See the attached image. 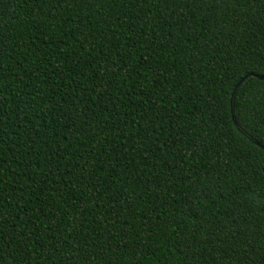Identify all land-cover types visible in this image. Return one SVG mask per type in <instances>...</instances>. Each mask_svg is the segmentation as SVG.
<instances>
[{
	"label": "trees",
	"instance_id": "1",
	"mask_svg": "<svg viewBox=\"0 0 264 264\" xmlns=\"http://www.w3.org/2000/svg\"><path fill=\"white\" fill-rule=\"evenodd\" d=\"M251 71L264 0H0V264H260Z\"/></svg>",
	"mask_w": 264,
	"mask_h": 264
},
{
	"label": "water",
	"instance_id": "2",
	"mask_svg": "<svg viewBox=\"0 0 264 264\" xmlns=\"http://www.w3.org/2000/svg\"><path fill=\"white\" fill-rule=\"evenodd\" d=\"M257 77L258 79H264V73L258 74L255 73L253 71L246 73L244 76H242L237 83L235 84L232 94H231V100H230V105H231V116H232V120L236 126V128L238 129V131L240 133H242L244 136H246L249 140H251L252 142H254L255 144L259 145L261 148L264 149V145L259 142L256 138H254L251 134H249L236 120L235 114H234V97H235V93L238 89V87L241 85V83L243 81H245L248 77Z\"/></svg>",
	"mask_w": 264,
	"mask_h": 264
},
{
	"label": "snow or ice",
	"instance_id": "3",
	"mask_svg": "<svg viewBox=\"0 0 264 264\" xmlns=\"http://www.w3.org/2000/svg\"><path fill=\"white\" fill-rule=\"evenodd\" d=\"M261 118H264V110H262V112H261ZM262 179H264V177H262ZM262 247H264V245H262ZM200 251L202 252L203 249H200ZM251 251H252V250L249 249V252H251ZM191 259H192L193 261H195V259H196V254H195V252H193V255H192ZM259 260H260V264H264V254H261V255L259 256ZM249 264H251V262H249Z\"/></svg>",
	"mask_w": 264,
	"mask_h": 264
}]
</instances>
